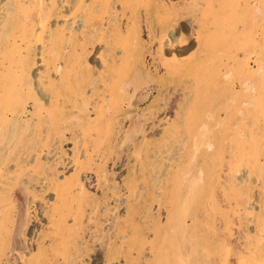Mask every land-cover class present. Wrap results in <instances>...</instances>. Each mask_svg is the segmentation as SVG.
<instances>
[{
  "label": "bare ground",
  "instance_id": "obj_1",
  "mask_svg": "<svg viewBox=\"0 0 264 264\" xmlns=\"http://www.w3.org/2000/svg\"><path fill=\"white\" fill-rule=\"evenodd\" d=\"M108 1L109 0H48V2L45 4V0H0V6H1V8L4 9V10L3 9L2 10L3 11H6L5 12L6 13V16L5 15L3 16V18H5L3 20H6L8 22L7 23L5 21L6 22V25L8 24V29H6L5 30L6 32H4V33H7V32L10 33L11 40H9V41H10V43L12 45L10 47V49L14 52L15 55H17L18 53H21L23 51L22 50V44L24 42H26L27 40H29L31 38H38V41H39L40 40L39 37H41V35L43 33V29L46 26L48 27V22H50V20H51L52 17H55L56 18V22H55V24H53V23L52 24L55 27L53 29L56 31V34L58 36L57 37L58 40L69 39V41L71 42L70 43L69 41L66 40L67 42H69V44L71 45V47H70V51L69 50H68V52L66 51V54L64 56H65V59L69 58L70 62L69 61L68 62L64 61L65 63H64L63 69L59 70V72H58L59 74L57 73V76L59 75L58 76L59 79H57V78L56 79L60 81V82H58V84L59 83H61V85L62 84L65 85L67 83L69 84V81L70 80H73L71 78H77L78 79L79 76L81 77V80L82 79L84 80V78L88 77V74H89V72H88L89 68L88 67L89 66L88 67H86V65L84 66V64H82L83 61H81V60L83 59V56L85 58H88V56H89V54L91 52H93V51L96 52L97 43H100L103 40V38H104V33L105 32L103 30V27H105L106 25L104 24L105 26H103V20L105 19V17L107 16V14L109 15L110 12L112 13L114 11V10H112L110 12H106L105 7L106 6L109 7V8L111 7L110 6L111 4L109 6L107 5V2ZM113 1L114 0L110 1L109 3L113 2ZM140 1L143 2L142 4H144L146 6L145 11L147 10V12H146V14H147L146 15V26H145L146 29H147V30L145 29L146 30V34H147V39L145 40L141 36V39L143 41L145 40L146 42H143L142 41L141 43H135V42H133V40H135V39L138 40L139 39V37L141 35V30H142V28H141V21H140L142 18L141 19L138 18V17H142V16H140L141 15L140 12H139L140 15L139 14H138V16L136 15V13H137V11H136L137 9L136 8L138 7L137 5H140V4H138ZM245 1H246L245 2V6L247 7L248 5H246V3H249V0H245ZM126 2L124 1V3H125V9H130V12L132 13V14L130 13L131 19L128 18V19L131 20V23L129 21H127L128 23H130V26L125 23L126 25H128L127 29L125 27L126 32H127V33L125 32L127 34L126 35L127 38L125 39L126 40V43H127V47L126 48H122V50L123 49H125V50L122 53L120 52L122 55H118L119 57H117V54H119L118 53L119 52L118 51L119 50L118 49L119 47L117 48V44L118 43H121V42H118V43L116 42L117 44H114V43H111L110 44V42H111L109 40L110 38L107 37L110 34L107 35V36L105 34V36L110 41L109 42L108 40H106L107 38H105V40H106L105 43L106 42H109L110 45L108 46L109 48H108V51L106 53H104L101 50L103 47H101V49L98 50V52H96L97 55L99 54L98 57L100 58V60L102 59V62H103V64L101 63L102 66H103V72H99V71H96V72H99L97 74L101 78V79H99V77H98L99 82L100 81L102 82V79L110 78V82L111 83L109 81H107V83H109L108 84L109 86L107 84L106 85L110 88L109 90L107 89L108 92L110 90H111V92H110V95L108 97H106L107 100L105 99V102L108 101V98L109 99L112 98V99H115L116 102H118V104H117L118 106H119V101H120V104H121V100H125L126 101V99H131V98H133V101L131 100L132 101L131 103H133L134 102V99H136L138 93L139 92H142L146 87L157 86L156 88H158L157 91L159 92L157 95H159V94L162 95V99L161 100L158 99L159 100L158 101L157 100V96H155L156 99L154 101H152L151 105L149 106V108H150L149 114L151 115V117H157V116L159 117V115H158L159 112L161 110H163L161 114H162V116H164L163 117L164 119L165 118L167 119V122H168V120H172V118L174 117L173 120H175L176 123L175 124L172 123V126L171 127L167 128V129H165L163 131L164 133L166 132L165 134L168 135V138L169 137L171 138V136L173 135V134H171L170 131H172L175 134L177 133L179 135H181V134L184 135L185 134V138L184 139H183L182 136L179 137V138L182 137V140L184 142L186 141V145H184V146H187L185 149L183 148V150H185L184 151L185 158L189 162H188V165H187V162L184 160L185 161L184 163H186V166H188L187 169L189 167H191L190 165H192V169L189 168L190 170L188 169V171L190 172V174L198 173L199 174V177H196V176L193 177L192 176L193 178L191 179V181L187 178L190 182L189 181H186V182H189V184L186 183V184H188V186L186 188V187H184L186 185H183V182L180 179V177H183L184 174H187V172H186V170H187L186 169V166H185V171L182 170V168L180 170L182 172L184 171V174L183 175L181 174L182 176L180 175V177H179V172H178L179 170L176 171L177 172V174L175 173L176 175L173 174L174 172L172 173L173 176H171V177L174 179V181L177 182V184L179 183V181L182 182L181 184L179 183L180 185H178L177 192H179V189H181L180 186L182 185L181 187H184L186 191L185 192H182V190L184 189L183 188L181 190V192H182V194L183 193L184 194L186 193V197L187 198L184 201L183 206L181 208L180 207L179 208L177 207L175 209V211H171V210L169 212L167 211L168 213H167V217H166V222L168 223L169 227L171 228V231L170 232H172V229L173 228L175 230L177 228H179V230H181L179 232H182L183 237H185V238L187 237L186 240H188V241H189V239H188V236L189 235L188 236H186V235L187 234H190V236H189V238H190L189 243L190 244L187 242L188 243L187 245L189 246V247L188 246L187 247L189 248V253L193 254V256H196L194 254V252L196 253V251L198 252V250H197V248H194V245L195 244H193V243L199 242L200 240H202V237H204V236L201 237V234L203 233V228L205 227L204 224L206 222L208 223V221H210V222H212L215 225L216 224L215 221L218 219V216L220 215L219 214L218 216H216L217 218L216 217H212L216 213V211H215V213L213 211V208H214V205H215L214 204L215 201H213L214 200L213 197L216 196V195L215 196L213 195V192L215 190H218L219 189V187L217 185H219L220 187L223 186V183L224 182L223 181H222L223 183L221 182V178H223L225 182L228 181V182H231V184H232V182L234 181V179L237 180L234 176L238 172H240L241 166H243L242 164H244V162H246V164H249L248 166L250 167V169H248L249 168L248 166L244 165L245 168L248 167L247 169L250 171V173L257 174V177H256L257 178V181L258 180H262V187H263V184H264V163L262 161H260L261 159L264 160V150L262 151V149H264V54L260 55V53H262L264 51V48H263V51L261 50L262 52L259 53L260 56H258V57H260V58L257 59V60H255L256 64L258 63V68H256L255 71H254V69H252L253 71L252 70L250 71V69L247 68V66L249 65V63H247V62L250 61V60L245 59V62L243 61V63H241L242 62L241 61L240 64H239V62L237 60L238 59V55H236L237 57L234 56L235 57L234 63L235 64L237 63L238 64V67H234V68L231 67V68H229V70H227L223 74L225 76V78H226L225 80H227L225 82L223 88H222L223 84L221 85L220 88H219V84H217L218 86H212L210 84V82H213L212 81L213 79H215L214 82L216 80L219 82L220 77L222 76V74L221 73L220 74L219 73H215L216 72L215 68L214 69L213 68H209V70L210 69L215 70V71L212 72L213 75H211V76L208 75V77L210 76L209 78H207V75H206V78H205L204 77L205 75L203 76L202 73H201V77L202 78L204 77L206 81L203 78L202 80L204 82H202V81L201 82L199 81L200 83L199 82H196L195 85H194L195 88H193L192 90L190 89V91H186V92L179 91L180 93L177 94V95H179L178 98H179V100L180 99L183 100L184 103H183V105L181 104L182 106L180 104H179L178 107H177V105L176 106H172L174 103H172L171 105H169L167 103V101L169 100V98L167 100V97L170 95L169 94L170 91H171L170 88L172 86L175 87V85L176 86L177 85H180L179 82H181V79H182L181 78L182 76L180 74L185 72L184 74H186V75L183 76V77H186V76H188V73H191V72H192V74L197 73V71L201 70L206 65L205 62H203L204 61L203 60L204 57L208 56V54L210 55V52H212L211 54H214L215 52L218 51V50H214V53H213V51H211L212 50L211 48L214 47L215 45L212 46V43H210V41L207 40V39H210V38H207L206 39V37H207L206 35H209V34H207V31H205L206 32V35H205L206 37L205 38L203 37L204 35L199 36L200 31H202V33H204L203 30H202L203 28H205L207 25L208 26H211V23L214 22V20H213V22L210 23V21L212 20L211 19L210 21L208 20V24H207L205 20L208 19V17L206 18V16L208 15L207 14L208 9L209 8H212V10H213V8H214V10H215V7L216 6L213 7L214 4L212 6V3L213 2L211 3L210 0H178L177 3L181 4L180 7H178L177 4L173 3L172 0H167L166 3L165 2L161 3V2H159V0L158 1H156V0H126ZM217 2L218 3L220 2V6L222 7L221 3H223V0H218ZM228 2H230V0H227V3ZM257 2H262V1L261 0L258 1L257 0ZM120 3L122 4V2H120ZM124 3H123V6H124ZM132 3H133V5H134V3H136V6H133ZM242 3H244V2H242ZM225 4L223 5L224 7H225ZM229 4L232 7L234 5V3H233V5L231 3H229ZM229 4H226V5H229ZM112 5H114V4H112ZM230 5H229V7H230ZM239 5H241V4H239ZM245 6L243 4V7L245 8V10H243V7H242V11L243 12L245 11L244 13H246V11L248 12V9L250 11V8H248L246 10V7ZM252 6H253V4H252ZM236 7L238 8L237 5H236ZM240 7L241 6H239V8ZM253 7L255 9V6H253ZM253 7H252V9H253ZM258 7L260 8V6H258ZM111 8L114 9V7H111ZM115 8H117V7H115ZM121 8H122V6H121ZM256 9H258V8H256ZM256 9L254 10L255 13L257 11ZM221 11H222V9H221ZM225 11L226 10H224V12ZM231 11H233V9ZM242 11H241V13H242ZM116 12H117V10H116ZM113 13L115 15V12H113ZM141 13H143V12H141ZM211 15H213V14H211ZM211 15H209L211 18L214 17V16H211ZM150 16L152 17V19H150ZM242 17H244V16L242 15ZM107 18L108 17H106V19ZM109 18H108L109 20L107 19V21H110L111 20V17H109ZM117 18L120 19L121 17L119 18L117 16V14H116V19ZM217 19L218 18H216V20ZM263 19H264V17H263ZM1 20H0V24L2 23ZM245 20H244V23H245ZM260 20H258L259 21V24L261 22ZM107 21L104 20V22H107ZM120 22H122V21H118V23H120ZM263 22H264V20H263ZM118 23L116 22V25ZM75 24H78L77 27L75 26ZM110 24H113V23H111V21H110ZM1 25H3V23ZM31 25L32 26L35 25L34 29L27 30V28L29 26H31ZM108 26L109 25L107 24V27ZM113 26L111 27V25H110V27L112 28V30L114 29ZM123 26L120 24V28L123 27ZM187 26L190 27V30H188L189 33H188V35L186 34V37H185L184 36L185 35L184 32L185 33L187 32V29H185V27H187ZM255 26H257V24H255ZM259 26H262V25H259ZM212 27L214 28V25L213 24H212ZM2 28H3V26H2ZM111 28H110V30H111ZM206 28H208V27H206ZM67 29H68V31H67ZM122 29L123 28H121L120 30H122ZM209 29H211V27ZM209 29H208V31H209ZM263 29H264V27L262 28V30ZM204 30H207V29H204ZM123 31H124V29H123ZM48 32H50V31L48 30ZM110 32L111 31H109L108 33H110ZM8 33H7V36H8ZM50 33H52V31ZM114 33H116V31ZM216 33H217V30H216L215 33L213 32V34H216ZM261 33H262V31H261ZM112 34L113 33L111 32V35ZM194 34H198V36L195 39L193 38L194 40L197 41L198 50H197V52H196V54L194 56L192 55L193 57H191V59H188L187 61H181V60H178L177 59L178 57H177V58H173L172 60H167L166 58H164L162 56L163 53L166 52V50L168 48L179 47L182 43L184 44V42L189 41V37H191V36L194 37L193 36ZM217 34H220V33H217ZM263 34L264 33H262L261 36H263ZM51 36H54V33H52ZM59 36H60V39H59ZM118 36L121 37L120 34ZM124 37H125V35L122 38H124ZM210 37L212 38L211 35H210ZM57 38H55V39H57ZM202 38H203V41H202ZM213 38H215V37H213ZM213 38H212V40H213ZM7 39H9V38H7ZM7 39H4V40L6 41ZM55 39H53V40H55ZM115 39H116V36H115ZM262 40H264V39H262ZM5 41H3V42H5ZM29 41H28V44H29ZM6 42L8 43V41H6ZM36 42H37V40H36ZM193 42H191V43H193ZM55 43H56V41H55ZM55 43L54 44H51L49 46V47H51V49L48 48L50 51H49V54L47 53V55H50V56H48L47 59H44L43 58V57H45V55H43L44 52L43 53L42 52L40 53L42 55V58H41L42 61L44 60L42 66H44L45 60H46L45 69L44 70L47 72V74H48V71H50V70H52V71L53 70L54 71H58L59 64L62 63V62L59 63L60 56H59L58 51L56 50V48L53 47L55 45ZM261 43H264V42L262 41ZM261 43L259 44V46L261 45V47L262 46L264 47V44H261ZM214 44L217 45V43H214ZM61 45H60V47H61ZM64 45H65V43H64ZM64 45H63V48H64ZM147 45H149V47H150L149 54L151 55L152 62H150V61L148 62V60H146V57H147L146 56V54H147L146 52L147 51H146V48L145 47ZM104 46H105V44H104ZM215 47L217 48V46H215ZM215 47H214V49H215ZM7 48H8V46H7ZM65 48L66 49H64V50H67L68 49V46H66ZM184 48L186 49V47H184ZM188 49H189V47H188ZM253 49H255V48L253 47ZM11 50L8 51L9 52V54H8L9 57L12 56V55H10ZM106 50H107V48H106ZM2 51H0V52L2 53ZM4 51H6V50H4ZM168 51H171V50H168ZM185 51H183V53H185ZM179 52H181V51H178V53ZM192 52L195 53V51H192ZM181 53L178 54V56L181 55ZM187 53H185V55H187ZM14 54H13V58H15L14 57ZM36 54H38V53L36 52ZM36 54H34V55H36ZM71 54H72V58H70ZM216 54H218V53H216ZM6 55H7V53H6ZM19 55H17V56H19ZM22 55H24V54H22ZM183 55L184 54H182L181 56H183ZM120 56H122V57H120ZM156 56H157L158 59L156 58ZM172 56H173V54H172ZM187 56L190 57L191 54L190 55H187ZM210 56H208L206 58V60ZM6 57H8V56H6ZM10 58L11 59H7L5 57H1L0 58V169H2V168L4 169L5 168L6 171L9 170V169H11L10 165H13L14 166L16 163L18 165V162H15V164H11V162L17 161L16 160L17 158H20V156H24L25 154H27L26 152L30 151V150L27 149V147L26 148L23 147L24 145H26V142L28 140L34 139V141L33 140H31V141H33L35 143L37 141V140L35 141V138L38 139L39 137L40 138L43 137V135H41V134L45 133L46 136H47V138H48L49 136L51 137V135L52 136L53 135L57 136L56 134L59 131H60V135H58V136L61 137V135H62V137H63L64 133H67L69 131V129H71V128L73 129V127H74V126H72V123L73 122L71 123V126L72 127L70 128V126H69L70 125L69 123L71 122V120H70V122L67 123L66 121H64L65 120L64 119L63 120V122H64L63 125H61V124L59 125V123H62V121H60V120H62V118L60 119V116L63 117V118H66L67 117L66 115H71L72 114V116L75 115L76 118H79L80 119L81 114L82 113H85V110L88 109V105H86V104H90V103H88V101L90 102V100H91L90 99V100L87 101L86 99H89L87 97L85 99L87 101V103H86V101L83 100L84 99L83 96L85 95V93H83L81 91L80 87L78 86L79 88L76 87V90L78 88V91L80 89V91L82 92L81 94L82 95L84 94L81 97V100L83 102L80 99L77 100L78 98L77 99L76 98H71V99H73L72 101H74V99H76V102L74 101L75 103L72 102V104H71L69 102L70 104H65L66 101L63 102L65 100L63 98L70 93L69 91L72 92L71 85H70V87H69L70 89H69V88H67L69 86L67 84V87L64 86V88L67 89V90L69 89V90H68V92L66 91L67 92V95H65L62 98L63 104L60 105L59 102L61 100L60 99L61 96L59 98V95L60 94H58V91H57V90H60V89L58 87H56L58 89L55 88V81L56 80L55 81H53V79L50 80L54 76H51L49 78V81H44V80L47 79V76L46 75L45 76L39 75L37 73V75H39V77L37 76L38 77L37 78V81H35V82H33V84L32 83L31 84H32V86L34 85L35 89L38 90L39 94L41 93L40 96L42 97V99H45V96H47L49 99L47 97L46 98L50 101V103H49V101H47V99H46V101L48 103L47 102L42 103L43 100L40 102L39 100L41 98L38 100V98L35 95V93L34 94L32 93V94L35 95L36 98H32V95H31V97L29 96L30 97L29 98L28 95H27V97L26 96L25 97H26V99L27 98H29V99L26 102L24 100V103H22V101H23V100L21 101L22 96L20 94V91L18 90L19 87L16 85V83L18 81H17V77L15 75V72L18 70V68H20V67L22 68L23 66L21 65V59L20 58L18 59V57H17V60H14L12 57H10ZM31 58H32V56H31ZM105 59H107V61ZM213 59H216V57H213ZM28 60L31 61V59H28ZM220 60L217 59V63H221ZM230 60H231V57H230ZM29 61H27L28 64L25 62L26 63V66L27 65L28 66L30 65L29 64ZM86 61L87 60L85 59V63H86ZM209 61L211 62L212 65H213V63L216 64L215 63L216 62L215 60H214L215 62L214 61H211V60H208L207 62H209ZM225 61H226V59H225ZM227 61H228V59H227ZM227 61L225 63H227ZM34 62H36V60H34ZM31 63H33V62H31ZM223 63L224 62L222 60V65L224 66L225 63L224 64ZM81 64L83 66H81ZM210 65L207 64V66H206L207 68L205 67V69H206L207 72H208V66L210 67ZM31 66H33V65H31ZM217 66L219 67V65H217ZM235 66H237V65H235ZM83 67H85V69ZM226 67L227 68H225V67H222V68L228 69L229 66H226ZM205 69H203L202 72ZM219 69L220 68H218L217 71ZM54 71H53V73H54ZM162 71H163V74L160 75V73ZM20 72H21V70H20ZM27 72H29V71H27ZM219 72H221V71H219ZM22 74H24V73H20V75H22ZM40 74H42V73H40ZM43 74H46V73H43ZM206 74H208V73H206ZM25 75H28V74H25ZM198 75L199 74L193 75V77L195 76L194 78H197L196 76H198ZM40 76H41V78H40ZM49 76H50V74H49ZM19 77H21V76H19ZM25 77H27V76H25ZM45 77H46V79H45ZM189 77H191V75ZM198 78H199V76H198ZM30 79H31V77H30ZM30 79H29V77L26 79L27 80V83H28V81L31 82ZM77 79H76V81L74 80L75 82L73 81L74 82V85L77 83ZM89 79L87 80V82L89 81ZM21 80L22 79H20V82L19 83L21 84V82H23L24 83L23 84L24 86H20V87L21 88L22 87L25 88L27 86L26 87V91H28V92H26V91H24V92L30 95V92H31L32 88L29 87V85H28L29 83L27 84V83H25L24 81H21ZM81 80L79 79L78 80L79 82L77 84H80V83L82 84L86 79L84 81L82 80L83 82H80ZM195 81H197V80H195ZM224 81L222 83H224ZM73 82H72V85H73ZM103 83L101 85H103ZM191 83H193V81ZM58 84H56V85H58ZM82 85H84V84H82ZM90 85H92L91 82H90ZM225 85H226V87H225ZM107 86H106V88H108ZM180 87H182V86H180ZM21 88H20V90H21ZM60 88H63V87H60ZM103 88H104V85H103ZM188 88H190V87H188ZM35 89L33 88L34 92H35ZM65 89H64V92H65ZM73 89H75V86H74ZM107 90H104V91H106V93H108ZM74 91L75 90H73V92ZM104 91H101V92H103V94H104ZM62 92H61V95L63 96L64 92H63V94H62ZM101 92H99L98 94H100ZM150 92H151V90L150 91H147V93L143 97V99L147 98L150 95ZM174 92H176L175 91V88H174ZM21 93H22V90H21ZM72 93H71V96H72ZM74 95L72 97H74ZM93 95L94 94H92V96ZM100 95H102V94H100ZM100 95L99 96L97 95V97L99 99H101L100 97H102V96L104 97V95H102V96H100ZM160 95H159V97H160ZM35 96H33V97H35ZM75 97H77V96H75ZM97 97L95 95V98H97ZM90 98H92V97L90 96ZM67 99L69 101V98H67ZM101 100H103V99H101ZM136 100H135V102H136ZM78 101H80V103L81 102L82 103L81 104L80 103L77 104ZM95 101H96V99H95ZM110 101L111 100L108 101L109 104L111 103ZM137 101H139V100H137ZM30 102H33L31 109L29 107ZM139 102H141V101H139ZM84 103H86V104H84ZM104 103L102 105L103 107L101 106V108H103V109H104V106H106V105H104ZM82 104H84V105L82 106ZM112 104H113V106H112V109H113L114 106H115V103H112ZM54 105H57L58 107L57 106H54ZM98 105L100 106V104H98ZM86 106H87V108H86ZM91 107L93 108V106H91ZM124 107H127V105L124 106ZM176 107L178 108V110H176ZM121 108H122V106H121ZM75 109L77 111H79L78 114L76 113V110ZM94 109H95V107H94ZM97 109L101 110L100 108H97ZM107 109H108V105H107ZM129 109H131V108H129ZM129 109L127 108V110H129ZM91 110H93V109H91ZM109 110H111V109H109ZM116 110L118 111V109H116ZM114 111L112 113H114ZM122 111H123V109H122ZM57 112H59V114H60L58 119H56L57 118L56 115H58ZM96 112L99 113L100 111L99 112L96 111ZM101 112H100V116L103 113V112L102 113ZM146 112H147V110H146ZM53 114H55L56 117L55 116L54 117H51ZM114 114H116V113H114ZM137 114H139V113H137ZM145 114L146 113H144L142 115H139V117L140 116L142 117ZM132 115H134V113ZM100 116L97 115V117L96 116L95 117L96 118L99 117V121H100L101 120ZM129 116H130V114H129ZM143 117L144 118H147L148 116H146V117L143 116ZM81 118H83V116ZM84 118H85V122L86 123H89V122H87V120L89 121V119H91L92 117L89 118V119H87V116H84ZM111 119H113V118H111ZM67 121H68V119H67ZM109 121H111V120H109ZM80 122H82V121H80ZM102 122H103V120H102ZM144 122H146V121H144ZM150 122H149V124H150ZM154 122H155V120H154ZM133 123L135 124L134 121H133ZM146 123H147V126H149L148 125V122H146ZM248 123H249L250 126L247 125ZM94 124H95V122H94ZM142 124H143V121H142ZM155 124H157V123H155ZM155 124L153 123V125H155ZM170 124H171V121H170ZM84 125H88V124H84ZM110 125H112V124H110ZM60 126H61V128H60ZM75 126H77V125H75ZM89 126L90 125H88V127ZM91 126H90V129H88V128L87 129L88 130H91L92 129ZM108 126H107V128H109V129L106 130L107 131V134H111L112 133L111 132L112 127L110 129V126L109 127ZM78 127H79V125H78ZM93 127H94V125H93ZM95 127H96V124H95ZM144 127H145V125H144ZM149 127H151V126H149ZM122 128H119V131H121ZM135 128H137V125L136 124H135ZM146 128L145 129L143 128V129L146 130ZM141 129H142V126H141ZM141 129L139 130V128H137V129H135L136 130L135 131V130H133L131 128H128V130L126 131V134L128 136H132V135H137L139 132L140 133L142 132L143 135H144L145 132H144V130H141ZM88 130L85 129V131H88ZM70 131H72V130H70ZM77 131H79V130L77 129ZM96 131L100 132V130H96ZM103 131L106 132L105 130H103ZM117 131L115 132V134H117ZM80 132H78V133H80ZM82 132H84V131H82ZM109 132H111V133H109ZM100 133H103V132H100ZM69 134L71 135V133H69ZM149 134H147V135L149 136ZM153 134H155V133L152 132V135ZM174 135H173V137L175 138ZM58 136H57V138H58ZM66 136H68V139H69V135H66ZM66 136H64V138ZM74 136H72V138ZM140 136H141V134H140ZM178 136H176V137H178ZM134 137H136V136H134ZM144 137H147V136L144 135V136H142L141 139H143ZM164 137L162 139H164ZM40 138L38 140H40ZM52 138L55 141H58L57 138L56 139L54 137H52ZM52 138H50V140H53ZM44 139L46 140V138H44ZM41 140H43V139H41ZM45 140H44V142H45ZM60 140L62 141V139H59V141ZM31 141H28L27 144L30 143ZM40 141H39V145H40ZM183 141H181V139H180L179 142L182 143ZM33 142L31 144H34ZM44 142H42V145L41 146L42 147H44V146L47 147V145H45L46 143H44ZM47 142H49V141L47 140ZM140 142H139L138 145L136 144L137 145V149H136V146H135V149L137 151L134 149L135 152H138L139 153V155H140V151H138L139 150V147H141V145L143 144L142 143V140ZM147 142L148 141L146 140V143ZM176 143H178V142H176ZM55 144L54 143H51V145H55ZM148 144H150V143L148 142ZM144 145L147 146V144H144ZM163 145H161V146L163 147ZM34 146H36V143L34 144ZM34 146H30L29 145L28 148L30 147V149H31V147L33 148ZM179 146H180V144H179ZM49 147H50V145H49ZM142 147L144 148L143 145H142ZM156 148H158V147H156ZM156 148H154V149L156 150ZM180 148H181V146H180ZM258 148H260L261 151ZM25 149L28 150V151H25ZM35 149H36V147H35ZM131 149H132V147H131ZM40 150H41V147H40ZM178 150H179V148H178ZM167 151H168V149H167ZM32 152L33 151H31V154H32ZM34 152L37 153L36 150ZM39 152H41V151H38V154H40ZM50 152H52V151H50ZM138 153H136V154H138ZM177 153H178V151H177ZM31 154H29V155H31ZM38 154L35 157V159H32V158H30V159H32L33 161L35 160L37 162V160H38ZM155 154L157 156V152ZM174 154H175V152H174ZM26 156H28V155H26ZM32 156H33V154L31 155V157ZM227 156H229V158H231V160L233 162H230L231 160L230 161L228 160L230 162V163H228L226 161L227 158H228ZM50 157L51 156H49V158ZM166 157H167V155H166ZM171 157H173V156H171ZM176 158H175V160H176ZM223 158H224L225 162L228 163L227 166L224 165V166H226L225 167L226 170H225V168L223 166V164H224L223 161H222ZM22 159H24V160L22 161V163L19 162V164L20 163L23 164L24 161L27 159V157L25 159V156H24V158H21L20 160H22ZM169 160H170V156H169ZM40 161H42V160L40 159ZM40 161H38V163ZM53 161L54 160H52V162ZM36 162H35V165L37 164V167H38V163H36ZM42 162H40L41 164H39L40 167L42 166ZM170 162H172V161L170 160ZM259 162H260V165H258ZM261 162H262V164H261ZM26 163H27V161H26ZM32 163H34V162H32ZM32 163H29V166L27 165L28 163L26 165H24V167L22 166L24 168L23 170H24L25 173L27 171L26 170L27 168L25 166H28L30 168L31 167L30 164L34 166V164H32ZM49 163H48V165H49ZM54 163H53L55 165L54 167H56L57 166L56 164L58 163V161H57V163L56 162H54ZM17 165H15V166L17 167ZM167 165H168V163L165 165V168H166ZM169 165H170V163H169ZM182 165H184V164H182ZM13 166H12V168H13ZM45 166H46V164H45ZM51 166H53V165L51 164ZM51 166H50V169H52ZM223 168H224L225 172L227 171L226 172V175H224L221 172V170H223ZM45 169H48V168L45 167ZM55 169L56 168H54V170ZM23 170L21 169L22 172H23ZM54 170H52L51 172H53ZM11 171H12V169L10 170V172ZM13 171L16 172V169L13 170ZM21 171H20V173L18 171V175L19 176L22 174ZM24 172H23V174H24ZM47 172H48V170H47ZM29 173H30V171H29ZM32 173L33 172H31V174ZM4 174H6V173H4ZM12 174H11V176H9L10 173H9V175H4V176H2L0 174L2 176L1 177V181H3V182H1L2 184L0 183V264H43V263H46L47 264V263H49V261H51L52 259H54L55 255L56 256L57 255L59 256V254H61L60 256L63 255L62 257H63V259L65 261V264H67V262H69L68 261V258H67V255L68 254L70 255V253L67 252V251H65V250H67L66 246H68L70 248V246L67 245L68 240H69V239H67V236L69 235L68 232L69 231L71 232L70 229H72V228L70 227V229H68V230L66 229L67 228L66 225H68L67 224L68 222H66V225H65V220H64V216L65 215L62 216V212H63L62 207L65 206L67 203H65V202L62 201L63 199L66 200L62 196L66 195V193H69L70 191H72L74 189V186H75V183L74 182H76L78 180L77 183L80 184V181H82L81 178L76 180V178L77 177H80V176H77V177L75 176L74 179L76 181L74 180V181L69 182V183H67L65 185L63 184V186H61L60 184H56V183H53L52 185H51V183H49V184L47 183L48 184L47 187L49 185H51V186L54 185L55 186V190L56 191H54V193L56 194V192H57V198L59 200L62 199L59 202H61V203L63 202V203H65V205H63L61 207L60 206V203L57 204V206L54 203V205H53L54 207L51 206L53 208L52 211H51V207L49 209L50 213H48L49 211H47L48 210V208H47L46 211H47L48 214L46 216L48 217V219L46 218V220H48V225L46 226V229L42 232V234H39L38 233V235L36 236V234H37L36 233V230L37 229H35V227H34L33 230L30 231V233H28V231H27V229L29 228L28 225H29V222H30V216H29L30 215L29 214V211H30L29 210V204H30V202L29 201H30V199H33V201L37 199L36 196L35 197L33 196V198H32V196H30L31 197L30 198L29 195H30V191L33 190V188H34L33 185H32V183L34 185L36 183L33 182L30 179V177L32 175L29 174V177L28 178L32 182L28 181L27 179H26L27 180L26 181L25 179L22 178L25 182L21 186H19L20 184L16 183L19 186L18 189H14L15 187H17V186L13 187L14 184L13 185L11 184V187L8 188L5 185H8L9 186V184L10 183H13V181L15 183V181H17V179L19 177L17 175V173H15L16 177H15V175H12ZM43 174H45V172ZM46 175H47V173H46ZM48 175H50V174H48ZM52 175H55V174H52ZM248 175H249V173L247 174V176ZM251 175L252 174H250L248 176V179H249V180H247L248 182L251 179L250 177L253 176V175L252 176ZM33 176L36 179L37 178L36 176L39 177L41 175L40 174L38 175V173L35 172V175H33ZM185 176H188V175H185ZM158 177H159V175H158ZM46 178L48 179L50 177L47 176ZM46 178H44V180H46ZM52 178H53V176H52ZM178 178L180 180H178ZM183 178H184V180H186L185 177H183ZM232 178H233V180H232ZM245 178L246 177H243V179H245ZM35 179H33V180H35ZM66 179H67V177H66ZM173 179H167V180L165 179V182L167 181L166 184H171V182L173 181ZM10 180H12V181L9 183L8 181H10ZM141 180H143V179H141ZM154 180H156V178ZM244 181H246V180H244ZM37 182H38V180H37ZM49 182H51V181L49 180ZM52 182H54V181H52ZM176 182H174L175 187H176ZM4 183H6V184H4ZM20 183H22V182H20ZM61 183H64V182H61ZM77 183H76V185H77ZM126 183H127V180H126ZM130 183H131V181H130ZM237 183L232 184V188H235L236 186L233 187V185H237ZM247 183L245 184V182H244V185H245L244 187L245 188L246 187L249 188V186H250V183L249 184H247ZM81 184H82V182H81ZM83 184H84V182H83ZM184 184H185V181H184ZM226 184H227V182H226ZM226 184H224L225 188L222 187L223 190L225 191V193H223L224 192L223 190H221V193H220V190H219V197H220V200L222 202L223 201L225 202V201L228 200V199L224 198L225 195H226V190L228 188ZM231 184H229V185H231ZM239 184H241V183H239ZM198 185H200V186H198ZM238 186L240 187L241 185H237V187ZM254 186H252L251 189H254L253 188ZM84 187H85V185H84ZM122 187H123V185H122ZM40 188L41 187H39V190H40ZM48 188H51V187H48ZM76 188H78V187H76ZM76 188H75V190H77ZM176 188L174 190H176ZM242 188H243V186H242ZM248 188H246V190L247 191H250L251 189L249 188L250 190H248ZM263 188H262V191L261 192H263V190H264ZM131 189H132V186L130 187V191L129 190L128 191L132 194L133 192H131V191H133L135 189H133V190H131ZM47 190L48 189H46V191ZM121 190H123V188ZM239 190H241V189H239ZM241 191H243V189ZM32 192H34V191H32ZM160 192H161V190H160ZM177 192L175 193V195L178 194ZM261 192L259 194L262 197L263 194ZM231 193H233V192H231ZM231 193H229V194H231ZM245 193H246V191H244V194ZM242 194L241 193L240 194L238 193V196L239 195H242ZM250 194H252L251 191H250V193L247 192V196H249L251 198L253 195L251 196ZM157 195L159 196V195H161V193L160 194H157ZM165 195H166V193H165ZM179 195H181V193ZM179 195H176V196L173 197L174 198V201H175V202L173 201V203H177L175 199ZM136 196L139 198L140 195L138 196V193H137ZM136 196H134V197H136ZM231 196H232V194H231ZM238 196H236V197H238ZM244 196L242 195V197L241 196L238 197V198H240V200H238V198H235L236 199L235 200L236 201L235 206H238L240 208V206L243 205V201H241V200H242V198H244ZM247 196H246V198H247ZM254 196H255V194H254ZM221 197H223V198H221ZM192 198L194 199L193 201L191 200ZM215 198H218V197H215ZM246 198H244V199H246ZM157 199H158V197H157ZM165 199H167V198L165 197ZM127 200L130 201L131 200L130 197L127 198ZM155 201H156V199H155ZM221 201H217L219 203L217 204V202H216L215 207L217 205H218V207H221V206H219L220 203H221ZM244 201H246V200H244ZM171 202H172V199H171ZM180 202H181V200L179 201V203ZM227 202H228V206L229 205L230 206L232 205L231 201H227ZM247 202H248V199H247ZM247 202H244V203L247 204ZM258 202L259 203H262L260 201V199H259ZM180 204H182V203H180ZM246 204H244V205H246ZM262 204H264V200H263V203ZM156 205H155V207H156ZM158 206H159V202H158ZM173 206H174V204H173ZM173 206L170 207V209L171 208L173 209ZM198 207L202 208V209H200L201 212L197 211ZM218 207H216V208H218ZM243 207L246 208L247 206L246 207L243 206ZM216 208H214V209L216 210ZM261 208H259V210ZM40 209L42 210L41 207H40ZM217 210L220 211L219 208ZM211 211L214 214L212 216H208ZM248 211H249V213L251 212L250 210H248ZM262 211L263 212H260V214H258L259 212L256 213V215L258 214V216H256L257 218L255 219L256 227H255V233H254L255 235L253 234L254 236L251 235L247 230H239V233H240L239 237L238 238H233L232 237L233 234L230 232L232 230H229V229H232V227L229 225L230 224L229 223L230 220L228 221L229 224L226 223L227 221L226 220H223L221 218L222 214H221V216H219V218L221 219V224H222V225H220V227L221 228L222 227L224 228L223 229L224 232H225V228H226V231L227 232H225V233L222 232L223 234L222 233L219 234V232H217L216 234H214L215 237L213 236V238H211V236H212L211 234L212 233L210 234V233H208V231L205 232L206 234L208 233V234L211 235V236H208V234H207L208 237L206 239L210 238L209 241L212 240L216 244L219 243L220 244V247L222 248V249H220L219 257L217 258V261L220 262V264H226L229 261L230 256H231V252H233L232 249H231V247H232V244L231 243L234 244L233 246H235V247L238 248V250L240 251L239 253H241V252L242 253H250L251 256H253L255 259L256 258H259V253L258 252H260V250H261L260 247H261V244H262V242H260L261 241L260 239L264 236V209ZM220 212L222 213V211H220ZM234 213H236V212H234ZM249 213H246L245 212L246 215L249 214ZM251 213H253V212H251ZM42 216L44 217V215H42ZM66 216H65V218H66ZM118 217H120V216H118ZM203 217H205V219L208 220V221H205L204 220V222H203L202 221ZM40 219L41 220H44V218H40ZM188 219L191 220L192 225H189V220ZM207 223H206V225H207ZM42 224L44 225L45 223H42ZM127 224H125V225H127ZM159 224H161V223H159ZM158 225L157 224L155 225V227H156L155 228V231L156 232L157 231H159V232L161 231L162 232L161 229L160 230L157 229V226ZM168 225H166V228L167 229H168V227H167ZM110 226H111V224H110ZM161 226H162L161 227L162 229H165L166 230V228H164L165 226H163L162 224H161ZM208 226H209V224H208ZM216 226H217V224H216ZM217 227H219V225ZM229 227H231V228H229ZM44 228H45V225L42 227V229H44ZM195 228L198 231L199 230L200 231L202 230L201 231L202 233L199 234L198 237L195 236L192 233ZM219 228H217V229L219 231H222ZM39 229H41V228H39ZM108 230H109V228H108ZM215 231H216V228H215ZM156 232L154 234H156ZM166 232H167V230H166ZM166 232H164L165 234H163V236L167 235ZM210 232H212V231H210ZM66 233H67V235H66ZM27 234H31V239L33 240L35 238L36 241L39 243L38 252L36 251L37 253L35 252V250L32 251V252L30 251L31 246L33 245V243H32L33 241L32 240L30 241V239H27V238L25 239V237H26ZM110 234L112 235V233H109V236L108 237L111 238V235ZM113 234H116V232L113 233ZM170 234L172 235V233H170ZM180 234L181 233H178L179 236H180ZM179 236H178V238H179ZM158 237H160V235ZM181 237H182V235L180 236V238ZM68 238H71V237L68 236ZM161 238H162V236H161ZM174 238H175V236H174ZM174 238H172L173 241H174ZM157 239H158V242H159L160 239L159 238H157ZM166 239H168V240H166V243H167V241L169 242V237H167ZM161 241H162V239H161ZM158 242H156V243L158 244ZM181 242H182V240H181ZM211 242H209V243H211ZM162 243H163V241H162ZM110 244H111V242H110ZM153 244L155 245V243H153ZM165 244H162L161 246H165ZM179 244H180V241L178 242L177 245H179ZM196 244H198V243H196ZM158 245L157 246L155 245V247H157L156 248L157 250L159 249L158 248L159 247ZM173 245L175 246V243ZM199 245H200V242L197 245V247ZM100 246L102 248V245H100ZM170 246H172V244H170ZM174 246H172V247H174ZM71 247H73V246H71ZM111 247H113V245ZM166 247H168V246H166ZM175 247L177 248V246H175ZM69 248H68V250H69ZM101 248H100V250H101ZM160 248H161V250H159V251H161V253H159V252L158 253L162 256L164 253L162 254V247H160ZM176 248H175V250H176ZM33 249H34V247H33ZM63 249H65V250H63ZM181 249L182 248L179 246V254L178 255L181 254L180 253ZM204 249H206V248L204 247ZM105 250H107V249H105ZM105 250L103 251L104 253H105ZM165 250H167V249L165 248ZM223 250H224V252H221ZM69 251H71V250H69ZM33 252H34V255L32 254ZM64 252H67V253L65 254ZM100 252H102V250ZM108 252H109V250H108ZM176 253H177V251H176ZM206 253H208V252L205 251L204 254H206ZM98 254H99V252H98ZM105 254H106L105 255L106 259L105 258L104 259L107 260L108 261L107 264H109L112 261V259L115 258V254L112 253V252L111 253H108V254L105 253ZM116 254H117V252H116ZM155 254L156 253H154L153 255H155ZM157 254H156V256L158 257L159 254L158 255ZM167 254L168 253H166L164 255L165 259L163 257H161V256H160L161 258H159L158 260H156L154 258L155 259L154 261H156L155 264H164V263L166 264L167 261H170V260H168L170 258V254H168L169 257L167 256ZM206 255H208V254H206ZM180 256H182V255H180ZM189 256H191V255H189ZM166 257H168V259ZM180 258L181 257H179V259ZM183 258H184V256L182 257V259ZM195 258L192 257L190 261L193 262V263L195 261L196 264H201L200 263V260L198 262L197 259L195 260ZM176 259H177V257H176ZM186 259H188V258L186 257ZM186 259H184V261L181 260V259H180V261L178 259L177 260L180 263L181 261L185 262ZM192 259H194V260L192 261ZM177 260L174 261V262L171 261V263L172 264L173 263L175 264V262H177ZM154 261H152V262H154ZM186 261H188V260H186ZM179 263H176V264H179ZM256 263H257V261H256Z\"/></svg>",
  "mask_w": 264,
  "mask_h": 264
},
{
  "label": "rangeland",
  "instance_id": "obj_2",
  "mask_svg": "<svg viewBox=\"0 0 264 264\" xmlns=\"http://www.w3.org/2000/svg\"><path fill=\"white\" fill-rule=\"evenodd\" d=\"M110 1H112V0H109L108 2H107V5L109 6L110 4V6L111 7H114V9H112L111 7V9L109 8V7H105V10H106V12H110V11H112V10H114L113 12H115V15H114V13L112 12H110L109 13V15L107 14V16L106 17H111V23H113V24H110V21H107V19H106V17H105V21H107V22H104V20H103V26H105V27H103V30H104V38H103V40L100 42V43H97V46H96V52H98V50H100L101 49V47H103L101 50L104 52V53H106L107 51H108V46L111 44V43H114V44H117L118 42H121V43H118L117 44V48L119 49L118 51V53L119 54H117V57H119L118 55H122L121 53L125 50V49H123L122 50V48H126L127 47V43H126V38H127V32H126V29H127V27H128V25L130 26V23H131V15H130V9H125V3H124V1L126 2V0H114L113 2H111V3H109ZM156 1H158V0H156ZM166 1L167 0H159V2H161V3H163V2H165L166 3ZM211 1V3H212V6H213V4H214V6L213 7H215V10H214V8H213V10H212V8H209L208 9V11H207V16H206V18L208 17V19H206L205 21H206V23L208 24V20L210 21L211 19V21H210V23L211 22H213V20H214V22L213 23H211V26H206V27H208V28H203L202 30H203V32L204 33H202V31H200V34H199V36H201V35H204L203 37L205 38L206 36V39L207 38H210V39H207V40H209L210 41V43H212V46H217V48L215 47V49H214V47H212L211 49V51H213V53H214V50H218L217 52H215L214 54H211L212 52H210V55L208 54V56H210L207 60H206V58L208 57V56H206V57H204V61L203 62H205V67L207 66V64H211V62L209 61V62H207L208 60H211V61H214L217 65H219V67L216 65V64H214L213 63V65L211 66L210 65V67L208 66V72L206 71V69H205V67L204 68H202L201 70H199V71H197V73H195V74H192V72L191 73H188V76H186V77H183V76H185L186 74H184V73H181L180 75L182 76H180L182 79H181V82H179V84L180 85H175V87L174 86H172L171 88H170V95L167 97V100H168V98H169V100L167 101V103L169 104V105H171L172 103H174L172 106H176L177 105V107L179 106V104L181 105H183V103H184V101L183 100H179V95H177V94H179L180 92L179 91H184V92H186V91H190V89L192 90L193 88H195V83L196 82H204L202 79L205 77L206 78V75H207V78H209L211 75H213V71H215L216 70V72L215 73H221L222 74V76L220 77V80H219V82L216 80L215 82H214V80L215 79H213L212 81L213 82H210V84L212 85V86H218L217 84H219V88L221 87V85L223 84V86H222V88L224 87V84H225V82L227 81V80H225L226 78H225V76L223 75L227 70H229V68H231V67H238V64L236 63H234V59H235V57L234 56H236V55H238V62H239V64H240V62L241 63H243V61L245 62V59H248V60H250V61H248L247 63H249V65L247 66V68H249L250 69V71L252 70V69H254V71H255V69L256 68H258V63L256 64V62H255V60H257V59H259L260 57H258V56H260V55H262V54H264L263 52V46L261 47V45L259 46V44L263 41L264 42V40H262V39H264V34H263V36H261V34L262 33H264V29L262 30V28L264 27V22H263V17H264V0H261L262 2H257V0H249V3H246V5H248L247 7L245 6V0L243 1V0H230V2H228L227 3V0H223V3H221V5H222V7L220 6V2L218 3L217 1L218 0H210ZM226 1V2H225ZM259 1V0H258ZM48 2V0H45V4ZM115 2V3H114ZM120 2H122V4L120 3ZM172 2L173 3H175V4H177V6L178 7H180L181 6V4H179V3H177L178 2V0H172ZM218 4H217V3ZM226 4H229V3H231L232 5H233V3H234V5H233V7L230 5V7H229V5H226ZM233 2V3H232ZM240 2V3H239ZM242 2H244V3H242ZM251 2V3H250ZM254 2V3H253ZM123 3H124V6H123ZM127 3V2H126ZM143 2H139L138 4H142ZM210 3V2H209ZM112 4H114V5H112ZM225 4V7L223 6ZM238 6V8L236 7V5ZM239 4H241V5H239ZM243 4H244V6L246 7V10L248 9V8H250V11H249V9H248V12L246 11V13H244L243 11H242V7H243ZM250 4V5H249ZM252 4H253V6H255V9L256 8H258V9H256L257 11H256V13L254 12V7L252 6ZM262 6H261V5ZM131 5V4H130ZM132 5H133V3H132ZM131 5V6H132ZM140 5H137L138 7L136 8L137 10V13H136V15L138 16V14H139V12H140V16H142V17H138L139 19H141L140 21H141V28H142V30H141V35H140V37H139V39L138 40H133V42H135V43H141L143 40L141 39V36H142V38L143 39H147V34H146V12H147V10L145 11V9H146V6L144 5V4H142L141 6ZM219 5V6H218ZM121 6H122V8H121ZM130 6V7H131ZM133 6H136V3H134V5ZM227 6V7H226ZM236 8H235V7ZM239 6H241L240 8H239ZM258 6H260V8L258 7ZM115 7H117V8H115ZM142 9H141V8ZM232 7V8H231ZM252 7H253V9H252ZM222 9V11H221V9ZM224 8V9H223ZM3 8H1V6H0V20H1V22L3 23V25H1L0 24V51H2V53L0 52V58L1 57H5V58H7V59H11L10 57H12L13 58V54H14V52L10 49V47L12 46L11 45V43H10V41L9 40H11V38H10V33H8V36H7V33H4V32H6L5 30L6 29H8V24L6 25V20H3V19H5V18H3V16L5 15L6 16V11H3L2 10ZM110 9V10H109ZM233 9V11H231ZM116 10H117V12H116ZM126 10V11H125ZM219 10V11H218ZM224 10H226L225 12H224ZM243 10H245V8L243 7ZM252 10V11H251ZM259 10V11H258ZM123 11V12H122ZM125 11V12H124ZM145 11V12H144ZM213 11V12H212ZM241 11H242V13H241ZM141 12H143V13H141ZM212 12V13H211ZM254 12V13H253ZM125 13V14H124ZM127 13V14H126ZM129 13V14H128ZM244 13V14H243ZM254 15H253V14ZM2 14V15H1ZM116 14H117V16L120 18V19H116ZM123 14V15H122ZM132 14V13H131ZM145 14V15H144ZM211 14H213V15H211ZM215 14V15H214ZM247 14V15H246ZM252 14V15H251ZM128 15V16H127ZM209 15H211V16H214V17H210ZM242 15L244 16V17H242ZM251 15V16H250ZM2 16V17H1ZM246 16V17H245ZM256 16V17H255ZM144 17V18H143ZM115 18V19H114ZM127 18V19H126ZM128 18H130V19H128ZM214 18V19H213ZM216 18H218L217 20H216ZM242 18V19H241ZM262 18V19H261ZM110 19V18H109ZM108 19V20H109ZM126 19V20H125ZM150 19H152V17L150 16ZM246 19V20H245ZM260 20L261 22H260V24H259V21L258 20ZM113 20V21H112ZM244 20H245V23H244ZM6 21V22H5ZM53 21V22H52ZM118 23V21H122V22H120V23H118L117 25H116V22ZM124 21V22H123ZM126 21V22H125ZM127 21H129L130 23H128ZM217 21V22H216ZM255 21V22H254ZM55 22H56V18L55 17H52L51 18V20H50V22H48V27L46 26L44 29H43V33H42V35H41V37H39V41H38V38H31V39H29V40H27L26 42H24L23 44H22V52L21 53H18L17 55H19V56H17V55H15L14 54V57L15 58H13L14 60H17V57H18V59L20 58L21 59V65L23 66L22 68L24 69H22L21 67V69L20 68H18V70L15 72V75H16V77H17V83H16V85L19 87H17L18 88V90L20 91V94H21V96H22V98H21V101H22V103H24V100H25V102L31 97V95H32V98H36V96H37V98H38V100L41 102L42 100V103H45V102H47V101H49L48 99V97L47 96H45V99H42V97L40 96L41 95V93L39 94V92H38V90L37 89H35V87H34V85L32 86V84H33V82H35V81H37V78L39 77V75H43V76H47V79H46V77H45V79L46 80H44V81H49V78L51 77V76H54V77H52L50 80H52L53 79V81H55V88L56 87H58L60 90H57L58 91V94H60L59 95V98H60V96H61V100H60V102H59V104L61 105V104H63V102H65V104H72V102L73 103H75L76 102V99L77 100H81V97L84 95H82L81 93L83 92V93H85V95L83 96L84 97V101H88V100H90V102L88 101V103H90V104H86L87 103V101H86V103H84V104H86V105H88V109H86L85 110V113H82L81 114V116H80V119L79 118H76L75 117V115H73L72 116V114L71 115H66L67 117L66 118H63V117H61L60 116V119L62 118V120H60V121H62V123H59V125L61 124V125H63V120L64 121H66L67 123L68 122H70V120H71V122L68 124L69 126H70V128L72 127V126H74L73 127V129L71 128V129H69V133H71V135L67 132V133H64V135H63V137H62V135H61V137L60 136H58V135H60V131L56 134L57 136H58V138H57V136H55V135H51V137L49 136L48 138H47V136H46V134L45 133H43V134H41V135H43V137L42 138H40V140L41 139H43V140H38L37 138H35V143H36V146H34V139H31V140H33V141H31V140H28V141H31L30 143H28L27 144V142H26V145H24L23 147H27V149L28 150H30V151H28V150H26L25 149V151H28V152H26L27 154H25L24 156H25V159H26V157H27V159L24 161V163L23 164H21L22 163V161L24 160V159H22V160H20L21 158H24V156H20V158H17L16 160L17 161H14V162H11V164H15V162H18V165H17V163L15 164V165H17V167L15 166H13V165H10V167H11V169H12V171L10 172V170L11 169H9V170H7L6 171V169L4 168H2V169H0V174L2 175V176H4V175H9V173H10V175L9 176H11V174L12 175H15V173H17V175H18V171H19V173H20V171H21V169L23 170L24 168V165H26L27 163V165L29 166V163H32V162H34V163H32V164H34V166L33 165H31L30 164V168L28 167V166H25L26 168V173L24 172V170H23V172H24V174L26 175H24L23 174V172L21 171V175L18 177V179H17V181H15V183H14V181H13V183H10L12 180H10V181H8L7 183L9 184V186L8 185H5V186H7L8 188H10L11 187V184L13 185V187H15V186H17V187H15L14 189H18V187L19 186H21L22 184H24V180L23 179H27L28 181H30V182H35L36 184L34 185L33 183H32V185H33V190H31L30 191V195H29V197L30 196H32V198H33V196L35 197L36 196V200H34L33 201V199H30V204H29V216H30V222H29V225H28V229H27V231H28V233H30V231L31 230H33L34 229V227H35V229H37L36 230V236L38 235V233L39 234H42V232L46 229V226L48 225V220H46V218L48 219V217L46 216L48 213H50V211H49V209H50V207L52 206V207H54L53 205H54V203H55V205L57 206V204H59L60 203V206L62 207L63 205H65V203H67L65 206H63L62 207V210H63V212H62V216L63 215H67L66 216V218H65V216H64V220H65V225H66V222H68L67 224L68 225H66V229L68 230V229H70V227L73 229H70L71 230V232L69 233L68 231V236L69 237H71V238H68V236H67V239H69L68 240V243H67V245H69L70 246V248L68 247V246H66V248H67V250H65V249H63V250H65V251H67V252H69L70 253V255L68 256L67 255V258H68V261L69 262H67V264H107L108 263V261L107 260H105L106 259V257H105V253H114L115 254V258H113L112 259V261L109 263V264H155L156 263V261H154L155 259L156 260H158L159 258H161V257H163L164 259H165V257H164V255L166 254V253H168V254H170V258L168 259V257H169V255L167 254V256L168 257H166L168 260H170V261H167V263L166 264H172L171 263V261L172 262H174V261H176L177 259L180 261V259L181 260H183L184 261V259H186V257L188 258V259H186V260H188V261H186L185 260V262H183V261H181L180 263H179V261L177 260V262H175V264L176 263H179V264H192L193 262H191L190 260H191V258L193 257V258H195V260L197 259V261L199 262V260H200V263L201 264H220V262H218L217 261V258L219 257V253H220V249H222L221 247H220V244L219 243H214L212 240V242L211 241H209V239L210 238H208V239H206L208 236H211V238H213V236L215 237V235L214 234H216L217 232H219V234L220 233H222V232H224L223 231V227L221 228L220 227V225H222L221 224V219L219 218V216H221V214H222V216H221V218L223 219V220H226L227 222L226 223H228V221L230 220V226L232 227V229H229V230H232V231H230L233 235H232V237L233 238H238L239 237V235H240V233H239V230H247L251 235H253L254 233H255V227H256V224H255V219L257 218L256 216H258V214H260V212H263L262 210L264 209L263 207H264V204H262L263 203V200H264V190H263V192H261L262 191V188L264 187V184H263V187H262V180H258L257 181V174H253V173H250V171L248 170V169H250V167L248 166L249 164H246V162H244V164H242L243 166H241V170H240V172H238L234 177L237 179V180H235L234 179V181L232 182V184H235V183H237V185H241L240 187L238 186L237 187V185H233V187H235V188H232V184H231V182H228V181H226L227 182V184H226V182L224 181V179L223 178H221V182L223 183V188H225V186H224V184H226L227 185V190H226V195H225V197L224 198H226V199H228L227 201H231V203H232V205L230 206H228V202L227 201H221L220 200V197H219V190H220V193H221V190H223V188L222 187H220L219 185H217L218 187H219V189L218 190H215L214 192H213V195L215 196V197H218V198H215V197H213L214 198V200L213 201H215L214 202V204L216 205V202L217 201H221V203H220V205L219 206H221V207H218V205L216 206V207H218L219 209H220V211H222V213L219 211V210H217L218 208H216L215 207V205H214V208H216V210L213 208V211H214V213H215V211H216V213L214 214V213H212V211L209 213V215L208 216H212L213 214H214V216H212V217H216V216H218L219 214V216H218V219L215 221L216 222V224H217V226L219 225V227H217L216 226V224L214 225L212 222H210V221H208V220H206L205 219V217H203V219H202V221L204 222V220L205 221H208V223H207V225H206V223L204 224V228H203V233L199 230H197L196 228L193 230V234L195 235V236H199V234H201V237L202 236H204V237H202V240H200L199 242H200V245L202 246H198L197 247V245L199 244V242H195V243H193V244H195L194 245V248H197V250H198V252L196 251V253L194 252V254L196 255V256H193V254H191V253H189V246L187 245L188 243H189V241H190V238H189V236H190V234H187L186 236H188V239H189V241L188 240H186L187 239V237L185 238V237H183V234H182V232H179V231H181V230H179V228H177L176 230L173 228L172 229V232H170L171 231V228L169 227V225H168V223L166 222V217H167V213L171 210V211H175V209L178 207H182L183 206V203H184V201L186 200V193L183 195L182 194V192H185L186 190H185V188L184 187H186L187 188V186H188V184H189V182L191 181V179L194 177V176H196V177H199V174L198 173H193V174H190V172L188 171V169L189 168H191L192 169V165H190L191 167H189L188 169H187V167L188 166H186V163H184L185 161L187 162V165H188V162L189 161H187L186 160V158H185V153H184V151L185 150H183V148L185 149L187 146H184V145H186V141L184 142L183 140H182V137H183V139L185 138V134L184 135H179V134H175V133H173L172 131H170L171 132V134H175L174 136H175V138L173 137V135L171 136V138L169 137L168 138V135L167 134H165L163 131L165 130V129H167V128H169V127H171L172 126V123L173 124H175L176 123V121L175 120H173V118H172V120H168V122H167V119L165 118H163L164 116H162V111L163 110H161L160 112H159V117L157 116V117H151V115L149 114V112H150V108H149V106L151 105V103H152V101H154L156 98H155V96H157V100L159 99V100H161L162 99V95H160V97H159V95H157L159 92L157 91V89L158 88H156L157 86H151V87H146L142 92H139L138 93V95H137V97H136V99L137 100H139V101H141V102H139V101H137L136 99H134V102L133 103H131L132 101H133V98H131V99H126V101L125 100H121V104H120V101H119V106L117 105L118 104V102H116L115 101V99H109L108 98V101L109 100H111L110 102V104L108 103V101L107 102H105V99H106V97H108L109 95H110V92H111V90L108 92V90L110 89L108 86V84L109 83H107V81H109L110 82V78H106V79H102V82L100 81L99 82V79H101L99 76H98V74L97 73H99V72H103V66H102V64H103V62H102V59L100 60V58L98 57V55H97V53L95 52V51H93V52H91L90 54H89V56H88V58H85L84 56H83V59L81 60V61H83L82 62V64H84V66L86 65V67H88L89 68V70H88V72H89V74H88V77L90 78H88V77H86V78H84V80L86 81H84L83 79V81L81 80V77L79 76L78 77V79L77 78H71V79H73V80H70L69 81V86L67 87V84H65V85H61V83H59L58 84V82H60L59 80H57V79H59V75L57 76V73L59 72V70H61V69H63V66H64V61H66V62H70V60H69V58H67V59H65V54H66V51L68 52V50L70 51V47H71V45L69 44V39H65V40H58V36H57V34H56V31L53 29V28H55L54 27V25L53 24H55ZM109 22V23H108ZM115 22V23H114ZM145 22V23H144ZM8 23V22H7ZM53 23V24H52ZM123 23V24H122ZM128 24V25H126V24ZM144 23V24H143ZM263 23V24H262ZM105 24V25H104ZM107 24L109 25L108 27H107ZM115 24V25H114ZM120 24L123 26V27H121V28H123L124 29V31H123V29L122 30H120L121 28H120ZM143 24V25H142ZM212 24L214 25V28L212 27ZM245 24V25H244ZM255 24H257V26H255ZM6 25V26H5ZM77 25L78 24H75V26L77 27ZM110 25H111V27L113 26V30H112V28L110 27ZM126 25V26H125ZM210 25V24H209ZM259 25H262V26H259ZM2 26H3V28H2ZM52 26V27H51ZM116 26V27H115ZM118 26V27H117ZM28 27V26H27ZM34 27H35V25H31V26H29L28 28H27V30H30V29H34ZM125 27H126V29H125ZM211 27V29H209ZM105 28V29H104ZM109 28V29H108ZM110 28H111V30H110ZM51 29V30H50ZM146 29V30H145ZM185 29H187V32L185 33L184 32V36L186 37V34L188 35V30H190V27H185ZM204 29H207V30H204ZM208 29H209V31L212 33H210L209 31H208ZM48 30L51 32L52 31V33H54V36H51L52 35V33H50V32H48ZM120 30V31H119ZM216 30H217V33H220V34H213V32L215 33L216 32ZM67 31H68V29H67ZM109 31H111L113 34L111 35V32L110 33H108ZM116 31V33H114ZM123 31V32H122ZM186 31V30H185ZM205 31H207V34H209V35H206V32ZM261 31H262V33H261ZM5 34H3V33ZM126 32V33H125ZM209 32V33H208ZM242 32V33H241ZM121 35V37L120 36H118L119 34ZM122 33V34H121ZM202 33V34H201ZM3 34V35H2ZM105 34H106V36L107 35H109V36H107L108 38H110L109 40L111 41H109L108 40V38L105 36ZM117 34V35H116ZM250 34V35H249ZM125 35V37L124 38H122L123 36ZM206 35V36H205ZM210 35L212 36V38L213 37H215V38H213V40H212V38L210 37ZM3 36V37H2ZM115 36H116V39H115ZM194 37H189V41H186V42H184V44L182 43L179 47H173V48H168L167 50H166V52H164L163 53V57L164 58H166L167 60H172L173 58H177L178 60H181V61H187L188 59H191V57H193L195 54H196V52H197V50H198V44H197V41L196 40H194L197 36H198V34H194L193 35ZM218 36V37H217ZM46 37V38H45ZM254 39H253V38ZM7 38H9V39H7ZM55 38H57V39H55ZM105 38H107L106 40H108L109 42H110V44H109V42H106L105 43ZM112 38V39H111ZM194 38V39H193ZM4 39H7L6 41H8V43L4 40ZM35 39V40H34ZM42 39V40H41ZM53 39H55V40H53ZM59 39H60V36H59ZM62 39V38H61ZM215 39V40H214ZM253 39V40H252ZM36 40H37V42H36ZM69 41V42H67V41ZM118 40V41H117ZM121 40V41H120ZM141 40V41H140ZM143 41V42H146V41ZM212 40V41H211ZM255 40V41H254ZM3 41H5V42H3ZM28 41H29V44H28ZM35 41V42H34ZM54 41V42H53ZM55 41H56V43H55ZM66 41V42H65ZM115 41V42H114ZM139 41V42H138ZM194 41V42H193ZM202 41H203V38H202ZM253 41V42H252ZM47 42V43H46ZM104 42V43H103ZM117 42V43H116ZM191 42H193V43H191ZM196 42V43H195ZM21 43V42H20ZM55 43V45L53 46V47H55L56 48V50L58 51V54H59V56H60V59H59V63H61V64H59V69H58V71H54V73H53V71L52 70H50V71H48V74H47V72L44 70L45 69V64H46V60H45V64H44V66H42L43 65V62H44V60L42 61V55L40 54L41 52L43 53V55H45V57H43L44 59H47V57L48 56H50V55H47V53L49 54V49H51V47H49L51 44H54ZM64 43H65V45H64ZM68 43V44H67ZM71 43V42H70ZM214 43H217V45L216 44H214ZM2 44V45H1ZM7 44V45H6ZM28 46H26V45ZM48 44V45H47ZM62 44V45H61ZM103 44V45H102ZM104 44H105V46H104ZM121 46H120V45ZM195 44V45H194ZM219 44V45H218ZM261 44H264V43H261ZM60 45H61V47H60ZM63 45H64V48H63ZM184 45V46H183ZM192 45V46H191ZM194 45V46H193ZM6 46V47H5ZM7 46H8V48H7ZM30 46V47H29ZM66 46H68V49L67 50H64V49H66L65 47ZM124 46V47H123ZM182 46V47H181ZM191 46V47H190ZM39 47V48H38ZM149 47V45H147L145 48H146V56L148 57H146V60H148V62L150 61V62H152V59H151V55L149 54V51H150V47ZM184 47H186V49L184 48ZM188 47H189V49H188ZM253 47L255 48V49H253ZM261 47V48H260ZM8 50H7V49ZM44 50H42V49ZM49 48V49H48ZM106 48H107V50H106ZM181 48V49H180ZM61 49V50H60ZM122 51H121V50ZM148 49V50H147ZM181 51V52H179L178 53V51ZM4 50H6V51H4ZM11 50V53H10V55H12V56H10L9 57V52L8 51H10ZM106 50V51H105ZM168 50H171V51H168ZM188 52H186V51ZM263 52H262V51ZM63 51V52H62ZM174 53H173V52ZM183 51H185V53H187V55H190L191 54V56L189 57V56H187V55H185V53H183ZM190 51V52H189ZM192 51H195V53L194 52H192ZM36 52L38 53V54H36ZM121 52V53H120ZM192 52V53H191ZM260 52H262V53H260ZM6 53H7V55H6ZM181 53V55L182 54H184L183 56H181V55H179L178 56V54H180ZM190 53V54H189ZM216 53H218V54H216ZM259 53H260V55H259ZM22 54H24V55H22ZM34 54H36V55H34ZM63 54V55H62ZM172 54H173V56H172ZM149 55V56H148ZM176 57H175V56ZM193 55V56H192ZM213 55V56H212ZM217 55V56H216ZM6 56H8V57H6ZM25 56V57H24ZM28 58H27V57ZM31 56H32V58H31ZM41 56V57H40ZM64 56V57H63ZM97 56V57H96ZM186 56V57H185ZM234 58H233V57ZM250 58H249V57ZM63 57V58H62ZM74 57V56H73ZM120 57H122V56H120ZM170 57V58H169ZM189 57V58H188ZM213 57H216V59H213ZM220 57V58H219ZM222 57V58H221ZM228 57V58H227ZM230 57H231V60H230ZM237 57V56H236ZM248 57V58H247ZM26 58V59H25ZM35 58V59H34ZM70 58H72V54H71V56H70ZM156 58H157V56H156ZM180 58V59H179ZM183 58V59H182ZM28 59H31V61H29ZM85 59L87 60L86 61V63H85ZM158 59V58H157ZM217 59L218 60H220V62L221 63H217ZM225 59H226V61H227V59H228V61H227V63H225L226 61H225ZM252 59V60H251ZM25 60V61H24ZM34 60H36V62H34ZM106 61H107V59H105ZM222 60H223V62L225 63H223L224 64V66L222 65ZM27 61H29V66L27 65L26 66V63H27ZM110 61V60H109ZM247 61V60H246ZM24 64H23V63ZM26 62V63H25ZM31 62H33V63H31ZM207 62V63H206ZM219 62V61H218ZM102 63V64H101ZM28 64V63H27ZM63 64V65H62ZM81 64V66H83ZM221 64V65H220ZM227 64V65H226ZM234 64V65H233ZM20 65V66H21ZM25 65V66H24ZM31 65H33V66H31ZM235 65H237V66H235ZM61 66V67H60ZM216 66V67H215ZM226 66H229L228 67V69H225V68H227ZM29 67V68H28ZM220 68L218 71H217V69L218 68ZM222 67H225V68H222ZM26 68V69H25ZM31 68V69H30ZM84 69H85V67H83ZM87 68V69H88ZM207 68V67H206ZM209 68H215V70H213V69H210L209 70ZM217 68V69H216ZM94 69V70H93ZM203 69H205L203 72H202V70ZM20 70H21V72H20ZM65 70V69H64ZM93 70V71H92ZM225 70V71H224ZM27 71H29V72H27ZM43 71V72H42ZM96 71H99V72H96ZM219 71H221V72H219ZM224 71V72H223ZM253 71V70H252ZM24 73V74H22V75H20V73ZM96 72V73H95ZM208 73V74H206V73ZM37 73L39 74V75H37ZM40 73H42V74H40ZM43 73H46V74H43ZM91 73V74H90ZM187 73V72H186ZM201 73H202V75L204 76L203 78L201 77ZM204 73V74H203ZM210 73V74H209ZM25 74H28V75H25ZM49 74H50V76H49ZM52 74V75H51ZM59 74V73H58ZM96 76H95V75ZM161 74H163V71L160 73V75ZM197 74H199L198 76H199V78H198V76H196L197 78H194L193 77V75H197ZM218 74V75H219ZM191 75V77H189ZM208 75H210L209 77H208ZM19 76H21V77H19ZM25 76H27V77H25ZM38 76V77H37ZM91 76V77H90ZM29 77V79H30V77H31V82H29L28 81V83H27V78ZM98 77H99V79H98ZM24 78V79H23ZM40 78H41V76H40ZM55 78V79H54ZM57 78V79H56ZM205 78H204V80H205ZM20 79H22L21 81H24L25 83H27L28 85H29V87L30 88H32V90H31V92H30V95L29 94H27V93H25L24 91H26V87L24 88V87H20V86H24L23 84V82H21V84L19 83L20 82ZM76 79H77V83L79 82L78 80L80 79L81 81L80 82H83L82 84H84V85H82L81 83V85L80 84H75L74 85V82L76 81ZM89 79V81L87 82V80ZM108 79V80H107ZM199 79V80H198ZM33 80V81H32ZM75 80V81H74ZM195 80H197V81H195ZM208 80V79H207ZM225 80V81H224ZM73 82V85L75 86V89H73L74 88V86L72 85V82ZM96 81V82H95ZM193 81V83H191V82ZM206 81V80H205ZM224 81V83H222ZM90 82L92 83V85H90ZM105 84H104V83ZM190 82V83H189ZM199 82V83H200ZM19 83V84H18ZM32 83V84H31ZM103 83V85H104V88H103V85H101ZM111 83V82H110ZM35 84V83H34ZM56 84H58V85H56ZM108 86H107V85ZM216 84V85H215ZM70 85H71V90H72V92H73V90H75L73 93L75 94H73L71 91H69L70 93L67 95V92H68V90L70 89L69 87H70ZM186 85V86H185ZM200 85V84H199ZM64 86H66L67 88H69L68 90L67 89H65L64 88ZM80 87V89H81V91H80V89H79V91H78V88ZM106 86L108 87V88H106ZM180 86H182V87H180ZM28 87V88H29ZM60 87H63L64 89H65V92H64V89L63 88H60ZM76 87H78L77 88V90H76ZM90 87V88H89ZM175 88V91L177 92H174V88ZM185 87V88H184ZM188 87H190V88H188ZM225 87H226V85H225ZM20 88H21V90H22V93H21V90H20ZM27 88V89H28ZM33 88L35 89V92H34V90H33ZM58 88H56V89H58ZM103 88V89H102ZM108 89V90H107ZM177 89V90H176ZM180 89V90H179ZM188 89V90H187ZM29 90V89H28ZM95 90V91H94ZM97 90V91H96ZM99 90V91H98ZM104 90H107V92L108 93H106V91H104ZM151 90V92H150V95L147 97V98H145V99H143V97L146 95V93H147V91H150ZM60 91V92H59ZM64 92V94H63V92ZM67 91V92H66ZM78 91V92H77ZM101 91H104V94H103V92H101ZM26 92H28V91H26ZM61 92H62V94H63V96L61 95ZM99 92H101L100 94H102V95H104V97L102 96V95H100V94H98ZM35 93V95H33V94ZM71 93H72V96L74 95V97H72L71 96ZM79 95H78V94ZM89 95H88V94ZM106 93V94H105ZM142 95H141V94ZM91 94V95H90ZM92 94H94L93 96H92ZM108 94V95H107ZM27 95H28V97L29 98H27L26 99V97H27ZM65 95H67V96H65ZM87 95V96H86ZM95 95H96V97H97V95L99 96H102V97H100L101 99H103V100H101V99H99L98 97L97 98H95ZM26 96V97H25ZM33 96H35V97H33ZM65 96V97H64ZM75 96H77V97H75ZM89 96V97H88ZM90 96L92 97V98H90ZM171 96V97H170ZM48 99H47V98ZM64 97V98H63ZM80 97V98H79ZM86 97L87 98H89V99H86ZM62 98L63 99H65L64 101L62 100ZM67 98H69V101H68V99ZM71 98H76V99H74V101H72L73 99H71ZM96 99V101L98 102H96L95 101V99ZM140 98V99H139ZM178 98V99H177ZM46 99H47V101H46ZM51 99V98H50ZM67 99V100H66ZM86 99V100H85ZM52 100V99H51ZM71 100V101H70ZM93 100V101H92ZM104 103V105H106V106H104V109L103 108H101V106L103 105V103L101 102V101ZM107 100V99H106ZM128 100V101H127ZM132 100V101H131ZM135 100H136V102H135ZM158 100V101H159ZM185 100V99H184ZM53 101V100H52ZM63 101V102H62ZM82 101V100H81ZM176 103H175V102ZM180 101V102H179ZM70 102V103H69ZM83 102V101H82ZM81 102V103H82ZM96 105H94L93 103ZM102 104H101V103ZM179 102V103H178ZM182 102V103H181ZM21 103V102H20ZM32 103L33 102H30V105H29V107H30V109L32 108ZM48 103V102H47ZM49 103H50V101H49ZM78 103H80V101H78L77 102V104ZM80 103V104H81ZM97 103V104H96ZM112 103H115V106H114V108L112 109V106H113V104ZM125 103V104H124ZM140 103V104H139ZM79 104V105H80ZM84 104H82V106L84 105ZM98 104H100V106L98 105ZM112 104V105H111ZM136 104V105H135ZM59 105V106H60ZM107 105H108V109H107ZM111 105V106H110ZM122 106V108H121V106ZM127 105V107H124V106H126ZM181 105V106H182ZM54 106H57V105H54ZM90 106V107H89ZM91 106H93V108L91 107ZM110 106V107H109ZM58 107V106H57ZM94 107H95V109H94ZM103 107V106H102ZM106 107V108H105ZM119 107V108H118ZM176 107V110H178V108ZM86 108H87V106H86ZM97 108H100L101 110H99V109H97ZM127 108L129 109V108H131V109H129V110H127ZM85 109V108H84ZM90 109V110H89ZM91 109H93V110H91ZM97 109V110H96ZM109 109H111V110H109ZM116 109H118V111L120 112H118ZM122 109H123V111H122ZM139 109V110H138ZM149 109V110H148ZM76 110V109H75ZM88 110V111H87ZM103 110V111H102ZM105 110V111H104ZM116 112H115V111ZM146 110H147V112H146ZM96 111H102L101 113H102V117L100 116V112L99 113H97ZM114 111V113H116V114H114V113H112ZM122 111V112H121ZM138 111V112H137ZM78 112L79 111H77L76 110V113L78 114ZM118 112V113H117ZM125 112V113H124ZM111 113V114H110ZM134 113V115H132ZM137 113H139V114H137ZM144 113H146L145 115H143V116H148L147 118H144L143 116V118L140 116L139 117V115H142V114H144ZM57 114L58 115H56L57 116V118L56 119H58L59 118V112H57ZM106 114V115H105ZM113 114V115H112ZM129 114H130V116H129ZM92 115V116H91ZM97 115L98 116H100V118H101V120L99 121V117L98 118H96L97 117ZM105 115V116H104ZM110 115V116H109ZM132 115V116H131ZM30 116V115H29ZM55 116V114H53L51 117H54ZM55 116V117H56ZM83 116V118H84V116H87V119H89V118H91V119H89V121L87 120V122H89V123H86L85 122V118L83 119V118H81ZM96 116V117H95ZM112 116V117H111ZM135 116V117H134ZM65 117V116H64ZM109 117V118H108ZM109 120H111V121H109ZM111 118H113V119H111ZM67 119H68V121H67ZM146 119V120H145ZM149 119V120H148ZM73 120V121H72ZM102 120H103V122H102ZM108 120V121H107ZM154 120H155V122H154ZM80 121H82V122H80ZM85 123H84V122ZM92 121V122H91ZM127 121V122H126ZM133 121L135 122V124L137 125V128H139V130L141 129V126H142V129L141 130H144L146 127V130H144V135H146L147 137H144L150 144H148V142L146 143V140L143 138V139H141L142 138V136H144L143 135V133L141 132H139L140 134H141V136H140V134L138 133L137 135H132V136H128L127 134H126V131L128 130V128H131V129H133V130H135V129H137V128H135V124L133 123ZM142 121H143V124L145 125V127H144V125L142 124ZM144 121H146V122H148V125L149 126H151V127H149V126H147V123L146 122H144ZM151 121V122H150ZM153 121V122H152ZM170 121H171V124H170ZM175 121V122H174ZM73 122V123H72ZM94 122H95V124H96V127H95V124H94ZM101 122V123H100ZM106 122V123H105ZM108 122V123H107ZM113 122V123H112ZM149 122H150V124H149ZM71 123H72V126H71ZM116 123V124H115ZM126 123V124H125ZM134 125H133V124ZM146 123V124H145ZM153 123L155 124V123H157V124H155V125H153ZM84 124H88V125H92L91 126V130H88V129H90V126L88 127V125H84ZM110 124H112V125H110ZM142 124V125H141ZM169 124V125H168ZM75 125H77V126H75ZM78 125H79V127H78ZM93 125H94V127H93ZM98 125V126H97ZM110 126V129H111V127H112V129L114 130H112L111 129V132H109V133H111V134H107V129H109V128H107V126ZM114 125V126H113ZM248 126H250L249 125V123L247 124ZM82 126V127H81ZM106 126V127H105ZM108 126V127H109ZM168 126V127H167ZM84 127V128H83ZM123 127V128H122ZM60 128H61V126H60ZM76 128V129H75ZM82 128V129H81ZM88 128V129H87ZM118 128V129H117ZM119 128H122L121 129V131H119ZM144 128V129H143ZM149 128V129H148ZM77 129L79 130V131H77ZM84 129V130H83ZM85 129L86 130H88V131H85ZM105 130L106 132H104L103 130ZM70 130H72V131H70ZM84 131V132H82V131ZM96 130H100V132H103V133H100V132H98V131H96ZM118 130V131H117ZM81 131V132H80ZM91 131V132H90ZM109 131V130H108ZM117 131V134H115V132ZM136 131V130H135ZM78 132H80V133H78ZM121 134H120V133ZM151 132V133H150ZM152 132H154L155 134H153L152 135ZM62 133V132H61ZM106 133V134H105ZM123 133V134H122ZM149 134V136L147 135V134ZM76 134V135H75ZM79 134V135H78ZM90 134V135H89ZM66 135H69V139H68V136H66ZM75 135V136H74ZM86 135V136H85ZM88 135V136H87ZM99 135V136H98ZM117 135V136H116ZM119 135V136H118ZM122 135V136H121ZM163 135V136H162ZM167 135V136H166ZM179 135V136H178ZM64 136H66L65 138H64ZM71 136V137H70ZM72 136H74L73 138H72ZM84 136V137H83ZM127 136V137H126ZM134 136H136V137H134ZM165 136V137H164ZM176 136H178V137H176ZM180 136H182L181 138H179ZM52 137H54L55 139L57 138L58 139V141H55ZM77 137V138H76ZM133 137V138H132ZM140 137V138H139ZM149 137V138H148ZM164 137V139H162ZM168 139H167V138ZM44 138H46V140L44 139ZM50 138H52L53 140H50ZM59 139H62V141L60 140L59 141ZM180 139H181V141H183L182 143H180L179 141H180ZM44 140H45V142H44ZM47 140L49 141V142H47ZM142 140V145L144 146V148L142 147V145H141V147H139V150L138 151H140V155H139V153L138 152H135V150L137 149V145L139 144V142ZM145 140V141H144ZM39 141H40V145H39ZM53 141V142H52ZM85 141V142H84ZM144 141V142H143ZM157 141V142H156ZM34 143V144H31V143ZM42 142H44V143H46L45 145H47V147H42L41 145H42ZM154 144H153V143ZM171 142V143H170ZM174 142V143H173ZM176 142H178V143H176ZM49 143V144H48ZM51 143H56L55 145H51ZM58 143V144H57ZM141 143V142H140ZM162 143V144H161ZM185 143V144H184ZM38 144V145H37ZM137 144V145H136ZM144 144H147V146L146 145H144ZM153 144V145H152ZM164 144V145H163ZM179 144H180V146H181V148H180V146H179ZM30 145V146H34L33 148L31 147V149H30V147L28 148V146ZM49 145H50V147H49ZM161 145H163V147L161 146ZM169 147H168V146ZM135 146H136V149H135ZM176 146V147H175ZM179 146V147H178ZM183 146V147H182ZM35 147H36V149H35ZM40 147H41V150H40ZM75 147V148H74ZM131 147H132V149H131ZM156 147H158V148H156ZM168 147V148H167ZM39 148V149H38ZM154 148H156V150L154 149ZM168 149V151H167V149ZM176 148V149H175ZM178 148H179V150H178ZM261 148V147H260ZM260 148H258L259 150H260ZM24 149V148H23ZM54 149V150H53ZM75 149V150H74ZM130 149V150H129ZM135 149V150H134ZM142 149V150H141ZM158 149V150H157ZM164 149V150H163ZM175 149V150H174ZM181 149V150H180ZM262 149V148H261ZM37 151V153H35L34 151ZM264 149H262V151H263ZM24 151V150H23ZM31 151H33L32 152V154H33V156L31 157ZM38 151H41V152H39L40 154H38ZM43 151V152H42ZM50 151H52V152H50ZM137 151V150H136ZM177 151H178V153H177ZM261 151V150H260ZM50 152V153H49ZM135 152V153H134ZM157 152V156H156V153ZM174 152H175V154H174ZM73 153V154H72ZM136 153H138V154H136ZM29 154H31V155H29ZM37 154H38V160H37V162L34 160H32V159H35V157L37 156ZM170 154V155H169ZM174 154V155H173ZM26 155H28V156H26ZM40 155V156H39ZM166 155H167V157H166ZM30 156V157H29ZM49 156H51L50 158H49ZM53 156V157H52ZM73 156V157H72ZM169 156H170V160L172 161V162H170V160H169ZM171 156H173V157H171ZM179 156V157H178ZM244 156V155H243ZM11 157V156H10ZM177 157V158H176ZM228 157V158H227ZM226 158H227V162L228 163H230V162H233L232 160H231V158H229V156H227ZM248 157V156H247ZM246 157V158H247ZM30 158H32V159H30ZM175 158H176V160H175ZM225 158V159H226ZM250 158V157H249ZM248 158V159H249ZM40 159L43 161H40ZM139 159V160H138ZM180 159V160H179ZM188 159V158H187ZM31 160V161H30ZM52 160H54L53 162H52ZM73 160V161H72ZM159 160V161H158ZM174 160V161H173ZM185 160V161H184ZM230 162H229V161ZM26 161H27V163H26ZM38 161H40V162H42V168L39 166V164H41L40 162L38 163ZM57 161H58V163H57ZM178 161V162H177ZM223 166L224 165H226L227 166V162H225V160H224V158H223ZM260 161H262L263 163H264V160L263 159H261ZM19 162H21L20 164H19ZM35 162L36 163H38V167H37V164L35 165ZM50 162V163H49ZM54 162H56L57 164V166L56 167H54L55 165V163ZM150 162V163H149ZM262 162H261V164H262ZM48 163H49V165H48ZM54 163V164H53ZM168 163V165L166 166V168H165V165ZM169 163H170V165H169ZM176 165H175V164ZM45 164H46V166H45ZM51 164L53 165V166H51ZM159 164V165H158ZM182 164H184V165H182ZM190 164V163H189ZM21 165V166H20ZM156 165V166H155ZM172 165V166H171ZM175 167H174V166ZM244 165H246V166H248L247 168H245V166ZM258 165H260V162H259V164ZM12 166H13V168H12ZM23 166V167H22ZM49 166V167H48ZM50 166H51V168L52 169H50ZM185 166H186V172H187V174H184V171H185ZM226 166H224V168L226 167ZM34 167V168H33ZM45 167L46 168H48V169H45ZM170 167V168H169ZM243 167V168H242ZM21 168V169H20ZM41 170H40V169ZM54 168H56L55 170H54ZM181 168H182V170H184L183 172L182 171H180L181 170ZM224 168H223V170H221V172L224 174V175H226V172H225V170H226V168H225V170H224ZM16 169V172L15 171H13V170H15ZM39 169V170H38ZM46 171H45V170ZM243 169V170H242ZM47 170H48V172H47ZM52 170H54L53 172H51ZM179 170V171H178ZM190 170V169H189ZM248 170V171H247ZM29 171H30V173H29ZM45 172V174H43L44 172ZM159 171V172H158ZM176 171H178L179 172V177H180V175L182 174H184V176L183 177H185L186 178V180H184V178L183 177H180V179L182 180V182H183V185H186V186H184V187H181L180 186V188L181 189H179V192H177V190H178V185H180L182 182L181 181H179V183L177 184V182L176 181H174V179L171 177V176H173V174H177V172ZM31 172H33L32 174H31ZM35 172L36 173H38V175L40 174L41 176H36L37 178L35 179L34 178V176L33 175H35ZM42 172V173H41ZM55 172V173H54ZM136 172V173H135ZM164 172V173H163ZM174 172V173H173ZM225 172V173H224ZM4 173H6V174H4ZM28 173V174H27ZM46 173H47V175H46ZM57 173V174H56ZM163 173V174H162ZM166 173V174H165ZM173 173V174H172ZM189 173V174H188ZM249 173V175L250 174H252L251 176L252 177H250L251 179H250V181L248 182L247 180H249L248 179V176H247V174ZM29 174L30 175H32L31 177H30V179L32 180H30L28 177H29ZM48 174H50V175H48ZM52 174H55V175H52ZM75 174V175H74ZM175 174V175H176ZM0 175V183L1 182H3V181H1V176ZM24 175V176H23ZM57 175V176H56ZM121 175V176H120ZM154 175V176H153ZM158 175H159V177H158ZM161 175V176H160ZM174 175V176H175ZM181 175V176H182ZM185 175H188V176H185ZM46 178L47 176H49L50 178H48L51 182H49V180L46 178V180H44V178ZM52 176H53V178H52ZM71 178H70V177ZM75 176L77 177V176H80V177H77L76 178V180L77 179H80L81 178V180L82 181H80V184L79 183H77L78 182V180L76 181L74 178H75ZM118 176V177H117ZM191 176V177H190ZM193 176V177H192ZM14 177V176H13ZM15 177H16V175H15ZM66 177H67V179H66ZM171 177V178H170ZM243 177H246L245 179H243ZM23 178V179H22ZM156 178V180H154ZM167 180V179H173V181L171 182V184H166V182H165V179ZM190 180H188V179ZM33 179H35V180H33ZM54 179V180H53ZM69 179V180H68ZM71 179V180H70ZM73 179V180H72ZM141 179H143V180H141ZM162 179V180H161ZM179 178H178V180H180ZM220 179V178H219ZM15 180V179H14ZM23 180V181H22ZM26 180V181H27ZM37 180H38V182H37ZM76 181V182H74L75 183V186H74V191L72 190V191H70L69 193H66V195H64V196H62V197H64L66 200H62V199H60V200H62L63 202H65V203H61V202H59L60 200L57 198V192H56V194L54 193V191H56L55 190V186L53 185V186H51L53 183H56V184H60L61 186H63V184L65 185V184H67V183H69V182H72V181ZM126 180H127V183H126ZM146 180V181H145ZM232 180H233V178H232ZM244 180H246V181H244ZM47 181V182H46ZM52 181H54V182H52ZM125 181V182H124ZM129 181V182H128ZM130 181H131V183H130ZM184 181H185V184H184ZM186 181H189V182H186ZM240 181V182H239ZM20 182H22V183H20ZM59 182V183H58ZM61 182H64V183H61ZM81 182H82V184H83V182H84V184L82 185L81 184ZM120 182V183H119ZM135 182V183H134ZM156 184H155V183ZM165 182V183H164ZM174 182H176V187H175V184H174ZM235 182V183H234ZM244 182H245V184L247 183V184H249L250 183V186L252 185V186H254L253 188L254 189H251V187L249 186V188L251 189H249L248 187H246V188H248V190H250L251 191V193L252 194H250L252 197L250 198L249 196H247V192H249L250 193V191H247L246 190V188L244 187L245 185H244ZM16 183H18V184H20L19 186H18V184H16ZM45 183V184H44ZM49 183H51V185H49L48 187H51V188H48L47 187V185ZM76 183H77V185H76ZM130 183V184H129ZM139 183V184H138ZM186 183H188V184H186ZM231 184V185H229V184ZM239 183H241V184H239ZM243 183V184H242ZM2 184V183H1ZM4 184H6V183H4ZM132 184V185H131ZM39 185V186H38ZM43 185V186H42ZM79 185V186H78ZM84 185H85V187H84ZM117 185V186H116ZM120 185V186H119ZM122 185H123V187H122ZM162 185V186H161ZM37 186V187H36ZM46 188H45V187ZM127 186V187H126ZM132 186V189L131 190H133V189H135V190H133V191H131V192H133L132 194L129 192L130 191V187ZM135 188H134V187ZM198 186H200V185H198ZM231 186V187H230ZM242 186H243V188H242ZM248 186V185H247ZM39 187H41L40 188V190H39ZM44 187V188H43ZM76 187H78V188H76ZM82 187V188H81ZM84 187V188H83ZM118 189H117V188ZM231 189H230V188ZM262 187V188H261ZM43 188V189H42ZM75 188L77 189V190H75ZM123 188V190H121ZM125 188V189H124ZM129 190H127V189ZM166 188V189H165ZM176 188V190H174ZM184 188V189H183ZM35 189V190H34ZM42 189V190H41ZM46 189H48L47 191H46ZM120 189V190H119ZM183 189V190H182ZM239 189H243V191H241V190H239ZM264 189V188H263ZM85 190V191H84ZM160 190H161V192H160ZM181 190H182V192H181ZM231 190V191H230ZM240 192H239V191ZM32 191H34V192H32ZM138 191V192H137ZM140 191V192H139ZM178 193V194H176V195H179L180 193H181V195H179V196H177V198L175 199L176 200V202L177 203H173V201H174V196H176L175 195V193L176 192ZM224 191V190H223ZM222 191V192H223ZM230 191V192H229ZM244 191H246V193L244 194ZM253 191V192H252ZM73 192V193H72ZM216 192V193H215ZM231 192H233V193H231ZM262 193L263 195H262V197H261V195L259 194V193ZM35 195H34V194ZM75 193V194H74ZM136 193V194H135ZM137 193H138V196H139V198L136 196L137 195ZM140 193V194H139ZM161 193V195H157V194H160ZM165 193H166V195H165ZM223 193H225V191L223 192ZM229 193H231L232 194V196H231V194H229ZM238 193L240 194H242L243 196H244V198H246V196H247V198L246 199H244V198H242V200L241 201H243V205L242 206H240V208L238 207V206H235V203H236V199L235 198H238V197H242V195H239L238 196ZM33 194V195H32ZM131 196H130V195ZM164 194V195H163ZM235 194V195H234ZM254 194H255V196H254ZM257 194V195H256ZM183 195V196H182ZM223 195V194H222ZM234 195V196H233ZM68 196V197H67ZM134 196H136V197H134ZM163 196V197H162ZM182 196V197H181ZM236 196H238V197H236ZM83 197V198H82ZM130 197V201L129 200H127V198H129ZM157 197H158V199H157ZM165 197L167 198V199H165ZM223 197H221V198H223ZM31 198V197H30ZM138 198V199H137ZM160 198V199H159ZM164 198V199H163ZM181 198V199H180ZM263 198V199H262ZM155 199H156V201H155ZM171 199H172V202H171ZM178 199V200H177ZM216 199V200H215ZM225 199V200H226ZM247 199H248V202H247ZM259 199H260V201L262 202V203H259L258 201H259ZM160 200V201H159ZM181 200V202L180 203H182V204H180L179 203V201ZM192 201L194 200L193 198L191 199ZM238 200H240V198H238ZM244 200H246V201H244ZM171 203H170V202ZM158 202H159V206H158ZM175 202V201H174ZM244 202H247V204L246 203H244ZM132 203V204H131ZM219 202H217V204H218ZM225 203V204H224ZM157 204V205H156ZM173 204H174V206H173ZM244 204H246V205H244ZM262 204V205H261ZM130 205V206H129ZM155 205H156V207H155ZM177 205V206H176ZM59 206V205H58ZM59 206V207H60ZM75 206V207H74ZM128 206V207H127ZM159 208H158V207ZM173 206V209L171 208L170 209V207H172ZM243 206H247L246 208H244ZM251 206V207H250ZM262 208H261V207ZM40 207L42 208V210L40 209ZM51 207V211H52V208ZM68 207V208H67ZM47 208H48V210H47ZM71 208V209H70ZM158 208V209H157ZM248 208V209H247ZM259 208H261L260 210H259ZM200 209H202V208H200V207H198V209H197V211H199V212H201V210ZM235 209V210H234ZM245 209V210H244ZM247 209V210H246ZM49 211L48 213H47V211ZM71 210V211H70ZM78 210V211H77ZM248 210H250L251 212H253V213H249V211ZM95 211V212H94ZM129 211V212H128ZM168 211V212H167ZM218 211V212H217ZM41 212V213H40ZM46 214H45V213ZM67 212V213H66ZM93 212V213H92ZM220 212V213H219ZM234 212H236V213H234ZM245 212L246 213H249V214H245ZM259 212V213H258ZM256 213H258L257 215H256ZM119 214V215H118ZM122 214V215H121ZM228 214V215H227ZM42 215H44V217L42 216ZM130 215V216H129ZM46 216V217H45ZM118 216H120V217H118ZM201 216V215H200ZM204 216V215H203ZM251 216V217H250ZM35 217V218H34ZM40 218H44V220H41ZM217 218V217H216ZM128 220V221H127ZM134 220V221H133ZM189 220V225H192V222H191V220L190 219H188ZM33 221V222H32ZM41 221V222H40ZM76 221V222H75ZM115 221V222H114ZM123 221V222H122ZM121 222V223H120ZM42 223H45L44 225H45V228L44 229H42V227L44 226ZM128 223V224H127ZM159 223H161L163 226H165L164 228H166V225H168L167 227H168V229L166 228V230H167V232H166V230L165 229H162L161 227V224H159ZM167 223V224H166ZM212 223V224H211ZM71 224V225H70ZM110 224H111V226H110ZM125 224H127V225H125ZM158 225L157 226V229H161L162 230V232L160 231H155V225ZM166 224V225H165ZM208 224H209V226H208ZM154 225V226H153ZM172 226V225H171ZM225 226V225H224ZM69 227V228H68ZM209 227V228H208ZM231 227H229V228H231ZM39 228H41V229H39ZM108 228H109V230H108ZM126 228V229H125ZM215 228H216V231H215ZM217 228H219L220 230H222V231H219ZM125 229V230H124ZM170 229V230H169ZM41 230V231H40ZM154 230V231H153ZM175 232H174V231ZM192 230V229H191ZM228 230V229H227ZM73 231V232H72ZM107 231V232H106ZM178 231V232H177ZM208 231V233H212L211 235L210 234H208V236H207V234L205 233V232H207ZM210 231H212V232H210ZM116 232V234H113V233H115ZM156 232V234H154ZM164 232H166V234L167 235H165V236H163V234H165ZM172 233V235L170 234V233ZM197 234H196V233ZM225 232H227L226 231V228H225ZM224 232V233H225ZM109 233H112V235H111V238L110 237H108L109 236ZM176 233V234H175ZM178 233H181L180 234V236L182 235V237L180 238V236L178 235ZM73 234V235H72ZM160 235V237H158L159 235ZM223 234V233H222ZM66 235H67V233H66ZM114 235V236H113ZM155 235V236H154ZM158 235V236H157ZM169 235V236H168ZM175 236V238H174V236ZM255 235V234H254ZM253 235V236H254ZM161 236H162V238H161ZM177 236V237H176ZM178 236H179V238H178ZM165 237V238H164ZM167 237H169V242L167 241V243H166V240H168V239H166ZM174 238V241H173V239L172 238ZM30 239V241L32 240L31 239V234H27L26 235V237H25V239ZM110 240H109V239ZM156 238V239H155ZM157 238H161L162 239V241H163V243H162V241H161V239H160V243L158 242V239ZM171 238V239H170ZM177 238V239H176ZM153 239V240H152ZM156 240V241H155ZM176 240V241H175ZM181 240H182V242H181ZM206 240V241H205ZM208 240V241H207ZM261 241L260 242H262V244H261V250H260V252H258L259 253V258H254L253 256H251V254L250 253H239L240 251L238 250V248L237 247H235V246H233L234 244L233 243H231L232 244V247H231V249H232V251L233 252H231V256H230V259H229V261L226 263V264H255L256 263V261H257V263L256 264H264V236L260 239ZM29 241V240H28ZM33 242V245L31 246V249H30V251L32 252V251H34L35 250V252L37 251L38 252V247H39V243L36 241V239L34 238L33 240H32ZM106 243H105V242ZM180 241V244L179 245H177L178 244V242ZM104 242V243H103ZM109 242V243H108ZM110 242H111V244H110ZM156 242H158V244L156 243ZM167 244H165V243ZM172 242V243H171ZM188 242V243H187ZM205 242V243H204ZM209 242H211V243H209ZM102 243V244H101ZM108 243V244H107ZM153 243H155V245L157 246H159L158 248V250L156 249L157 247H155V245L153 244ZM165 244V246H161L162 244ZM175 243V246H177V248L173 245ZM196 243H198V244H196ZM38 244V245H37ZM71 244V245H70ZM106 246H105V245ZM161 244V245H160ZM170 244H172V246H174V247H172V246H170ZM190 244V243H189ZM100 245H102V248H101V246ZM113 245V247H111ZM71 246H73V247H71ZM109 248H108V247ZM154 246V247H153ZM166 246H168V247H166ZM179 246L182 248L181 249V251H180V255H182V256H180V255H178L179 254ZM188 246V247H187ZM33 247H34V249H33ZM107 247V248H106ZM151 247V248H150ZM153 247V248H152ZM160 247H162V256L159 254V253H161V251H159V250H161V248ZM164 247V248H163ZM187 247V248H186ZM204 247L207 249H204ZM68 248H69V250H71V251H69L68 250ZM100 248H101V250H102V252H100L101 250H100ZM113 248V249H112ZM165 248L169 251H167V250H165ZM174 248V249H173ZM175 248H176V250H175ZM105 249H107V250H105ZM113 251H112V250ZM188 249V250H187ZM201 249V250H200ZM105 250V253L103 252ZM108 250H109V252H108ZM152 250V251H151ZM176 251H177V253H176ZM205 251L206 252H208V253H206V254H208V255H206V254H204L205 253ZM36 252V253H37ZM67 252H64L65 254L67 253ZM98 252H99V254H98ZM116 252H117V254H116ZM159 252V253H158ZM221 252H224V250L223 251H221ZM154 253H158L157 255H158V257L156 256V254L155 255H153ZM184 253V254H183ZM211 253V254H210ZM33 255H34V252L32 253ZM31 254V255H32ZM97 254V255H96ZM103 254V255H102ZM30 255V256H31ZM61 254H59V256H60ZM189 255H191V256H188ZM29 256V257H30ZM58 256V255H57ZM56 255H55V257H54V259H52L51 261H49V263H47V264H65V261H64V259H63V255L62 256H58L57 257ZM161 256V257H160ZM184 256V258L182 259V257ZM245 256V257H244ZM99 257V258H98ZM176 257H177V259H176ZM179 257H181L180 259H179ZM253 257V258H252ZM103 258V259H102ZM105 258V259H104ZM155 258V259H154ZM190 258V259H189ZM208 258V259H207ZM176 259V260H175ZM254 259V260H253ZM258 259V260H257ZM104 260V261H103ZM194 259H192V261H193ZM98 261V262H97ZM152 261H154V262H152ZM210 261V262H209ZM152 262V263H151ZM169 262V263H168ZM164 263V262H163ZM43 264H46V263H43ZM165 264V263H164ZM174 264V263H173ZM193 264H196L195 263V261H194V263Z\"/></svg>",
  "mask_w": 264,
  "mask_h": 264
}]
</instances>
